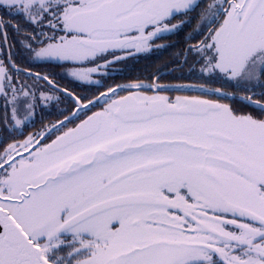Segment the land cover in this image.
Returning a JSON list of instances; mask_svg holds the SVG:
<instances>
[{
  "label": "snow or ice",
  "instance_id": "obj_1",
  "mask_svg": "<svg viewBox=\"0 0 264 264\" xmlns=\"http://www.w3.org/2000/svg\"><path fill=\"white\" fill-rule=\"evenodd\" d=\"M198 6L194 0H0L31 26L23 33L33 59L71 64L80 79L119 60L117 53L150 49L187 23L172 20ZM200 19L207 35L188 50L201 74L264 80V0H212ZM9 25L0 17L5 43ZM12 27L21 33L19 24ZM14 71L20 69L10 56L8 63L0 59L6 130L27 126L39 81L55 87L46 75L18 87ZM118 87L130 94L51 142L64 121L22 141L0 139V264H264V100L245 97L259 114H240L213 100L131 91L169 86Z\"/></svg>",
  "mask_w": 264,
  "mask_h": 264
},
{
  "label": "flooded vegetation",
  "instance_id": "obj_2",
  "mask_svg": "<svg viewBox=\"0 0 264 264\" xmlns=\"http://www.w3.org/2000/svg\"><path fill=\"white\" fill-rule=\"evenodd\" d=\"M212 0H194L199 6L190 12L187 17H177L172 20V24H178L183 19L187 21L177 30L171 33H165L161 38L156 39L150 49L141 52L131 50L130 53H117L121 58L100 69L99 72L91 73L87 79H80L71 75L73 65L64 64L63 66L55 63H47L35 60L32 54L28 51L24 42L23 29L27 28L31 31V26L25 25L19 17L9 15L6 8L0 7V17L6 21H10L7 28V42L0 37V59L5 63L11 62L15 67L20 69L17 74L15 71L13 75L17 80V86L22 83L32 85L37 76L46 75L54 82L55 87L48 85L47 81H39L38 86L33 91L39 97L34 115L26 123L27 126L17 130H6L3 124H0V139L7 143H12L13 140L22 141L29 135L37 132H45L52 125H57L64 121L66 128H60L55 134L51 135L48 141L55 139L56 135L61 134L68 128H73L87 119L88 116L94 112L102 111L107 103H111V99H118L122 96L129 95V91H121L120 87H127L132 84L142 85H156L169 86L160 93H169L171 96L183 95L187 97H199L213 100L222 104H228L237 113L242 114L241 111L246 107L258 108L254 104H249L239 94L229 92L228 90L216 87L215 81L218 80L216 76L209 77L206 74H201L199 68L200 63H197L196 55L188 49L204 40L207 35V29L201 28L200 15L202 11L211 3ZM19 24L21 26V33L14 31L13 25ZM199 29V30H198ZM36 44L33 42V47ZM112 57H109L111 60ZM94 65L85 64L84 68L93 67ZM181 90H176L177 86H189ZM200 86L205 89L220 91L226 95H216L211 92H201ZM110 88H116V93H109ZM132 92L139 91L142 95L147 93H156L155 87L149 89H131ZM43 92L45 96L51 99L45 100L40 96ZM102 93H108L107 96H102ZM260 92H254L249 96L253 100H259ZM99 103L95 106L89 104L88 101H96ZM79 100V104L77 101ZM233 102V106L231 105ZM236 104V105H235ZM81 105H88L89 110H82L79 112V119H73L71 123L65 121L66 116H71L76 112ZM3 112V100L0 99V114ZM22 132V134H21ZM28 153H24L27 155ZM19 159V157H17Z\"/></svg>",
  "mask_w": 264,
  "mask_h": 264
},
{
  "label": "rangeland",
  "instance_id": "obj_3",
  "mask_svg": "<svg viewBox=\"0 0 264 264\" xmlns=\"http://www.w3.org/2000/svg\"><path fill=\"white\" fill-rule=\"evenodd\" d=\"M199 72H201V67L199 68ZM216 77L218 78V80H216L215 82V86L216 87H221V88H224L226 90H228L229 92H232V93H235V94H239L240 96L242 97H248L250 94L254 93V92H260L264 89V80L260 81V82H252V83H248V84H245L243 82H237L235 80H231V79H226L224 78L222 75H216ZM218 81H221V83L219 84ZM189 86H191L193 88H196V87H193V84H190ZM187 87V86H186ZM263 87V88H262ZM189 88V87H187ZM164 95V96H167L169 97L170 100H175V98L177 96H180V95H177V96H171L169 93H165V92H156V93H147V95ZM187 97H191L189 96L188 94H186ZM180 97H183V95H181ZM200 99H205L202 97V95H199ZM261 100H264V98H262Z\"/></svg>",
  "mask_w": 264,
  "mask_h": 264
},
{
  "label": "trees",
  "instance_id": "obj_4",
  "mask_svg": "<svg viewBox=\"0 0 264 264\" xmlns=\"http://www.w3.org/2000/svg\"><path fill=\"white\" fill-rule=\"evenodd\" d=\"M216 82V81H215ZM218 83L220 84L221 81H218ZM264 87V86H263ZM262 87V88H263ZM260 96L258 97L259 100H261L262 98H264V89L262 91H260ZM231 105L233 106V102H231ZM236 105V104H235ZM242 114H245V113H251L253 115H258L259 114V108H249V107H246L245 110L241 111Z\"/></svg>",
  "mask_w": 264,
  "mask_h": 264
}]
</instances>
